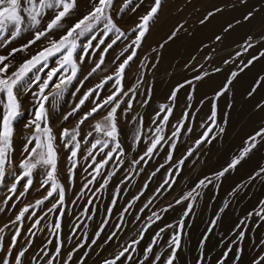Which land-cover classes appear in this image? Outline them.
<instances>
[{
	"label": "rangeland",
	"instance_id": "1",
	"mask_svg": "<svg viewBox=\"0 0 264 264\" xmlns=\"http://www.w3.org/2000/svg\"><path fill=\"white\" fill-rule=\"evenodd\" d=\"M124 3L125 0H117L112 10V18L126 35L103 53L104 62L101 68L87 80L84 79L100 60L101 50L115 39L116 34H110L104 45H100V48L95 47L98 40L103 38L102 25L94 30L97 40L92 41L94 47L88 49L90 55L87 56L86 61L79 64L80 71L73 83L54 105L51 103L46 105L48 125L55 137L53 143L58 155L57 179L65 188L64 205L59 209L61 215L57 216L53 212L45 216L47 209L58 197L50 202L45 201L44 205L35 206V202L47 194V190L40 187L45 178L40 169L34 170L30 177L33 180L32 187L25 193L26 180H22L17 186V195L5 206V197L12 195L8 191L14 182L11 174L23 175L18 165L24 154L17 156L13 153L12 147L15 144V134H13L11 150L8 153L10 157L13 156L11 157L13 164L6 168L7 179L0 183V208L5 209L0 211V227L9 225L0 233L2 238L0 245L7 247L16 230L10 222L15 220L21 209L32 205L29 213L35 215L30 216L26 213L25 218L18 224L20 236L14 253L25 246L29 249L22 258V264H37L33 257L39 256L42 250H47L53 256L55 264H67L69 252L80 243H84L85 247L75 252L71 264H78L81 261L82 264H103L105 259H112L132 240H139V243L134 245V251L129 253L133 257L131 264H137V261L142 264H165L172 252L169 247L170 239L178 232L180 247L176 249L173 264H253L254 260L264 256V218L249 214L259 213L264 209L262 203L264 175L255 179L250 177L264 168V141L258 142L240 165L230 170L220 180L214 179L207 187L197 189L200 195L195 200L182 198L194 188L198 180L213 177L214 173L222 170L234 156L239 155L249 137L264 129V83H258L264 80V56H259L264 52V0H246V3H241V0H162L158 13L149 24L148 32L136 49V57L123 74V89L133 90L128 96L118 97L121 101L117 112L118 140L123 154L121 155L119 150L114 152V159L101 170V175L85 188L87 181L92 179L90 165L93 164V159L87 157L91 147L87 141L97 136L94 131L97 122L106 123L104 116L111 106H107L94 118H89L84 124L79 125L77 139L81 147L75 167L68 160L70 152L61 141V132L65 128H77L84 113L116 91L115 73L118 65L129 54L124 52L121 56V52L135 39L136 34L132 29L140 23V17L149 11L155 0H143L142 4L140 0H133L130 8L139 4L137 10L133 12L126 9L121 13L120 9ZM245 5H247L246 12L241 17L232 19L231 11ZM91 8L92 4L89 0H77L75 13L81 15L71 23L72 18H65L64 28L58 31L63 34ZM217 9L220 11H216ZM248 12L253 13L252 18L244 21L243 17ZM209 13L213 15L209 16ZM48 15L44 26L39 25L40 29L46 27ZM229 24L232 28L225 31ZM177 29L179 31L176 32L174 39L168 40ZM33 31H28L30 33L27 32L26 37L32 38ZM89 35L79 39L80 46L75 54L77 57L81 54L82 46L88 42ZM217 36L221 37L219 41L216 40ZM249 37L252 38L255 46L245 52L243 49ZM54 38L58 39L56 35ZM37 43L39 45L44 43L46 46L48 40L43 38ZM3 44L4 41L0 42V45ZM161 44H163L162 48ZM8 47V44L0 47L2 54L0 56H7ZM237 53L241 55L237 56ZM254 56H259V59L240 71ZM57 58L49 59V67L56 66ZM225 61L229 63L226 64ZM217 68L220 71H215ZM234 71L238 72V75L232 79L229 91L216 100V122L210 133L214 139L211 143H203L197 148L195 142L205 130L201 125L207 121L211 113L213 98ZM204 73L208 75L205 76ZM36 74L44 77V72ZM197 75L203 76V79L195 80L194 77ZM31 76L32 73L29 74V78ZM108 76H113V80L96 89L80 110L65 120L64 116L79 103L84 93L94 89ZM188 81L192 82L191 85L186 83ZM180 85L184 87L180 88L173 103L169 97L173 89ZM253 88L255 91H252ZM189 94L191 99H188ZM4 99H6L5 94L0 93V101ZM146 99L148 102L144 103ZM19 100L24 113L23 121L27 123L32 118L34 97L29 93L20 94ZM128 103L132 105L130 109ZM164 104L174 109L163 133L165 141L158 145L157 150L150 157H145L143 162L133 167L132 161L144 154L151 143L150 138H154L153 120L160 106ZM0 107L2 111V103ZM186 111L190 113L191 118L185 126L192 129L191 133L182 130L180 135L169 140L168 137L174 131L172 126L181 120L182 114ZM15 121L12 124L13 133ZM138 128L141 134L139 140L135 139ZM220 128L224 131L220 132ZM23 129L25 133L20 134L21 139L32 131L25 130V127ZM90 132L93 133V137L88 136ZM100 138H104L102 134ZM257 140L259 141V137ZM22 141L26 142L25 139ZM170 144L176 145L174 151L171 150ZM109 146L112 148L115 145L110 143ZM189 149H194L191 156H187ZM108 150L104 149V152ZM170 151H172L171 161L167 159ZM94 158L95 161L104 158L99 147L94 151ZM182 158L184 163L179 165L178 162ZM69 169H72L71 173ZM112 172H115V175L111 176L106 187L101 188L100 185L104 182L106 174ZM166 180L169 181L167 185L164 184ZM237 186L240 187L237 189ZM234 189L237 191L233 192ZM19 193L25 194L20 196ZM137 196L139 199L134 200ZM113 199L116 200L114 206ZM178 200L181 202L177 203ZM129 204L131 208L122 215V210ZM189 204L192 205L190 210H188ZM226 204L228 207L225 208ZM145 205H148L147 208ZM110 207L112 211L107 213L106 210ZM85 209L90 210V216L83 214ZM141 209L144 210L141 212ZM186 210H188L187 215H185ZM157 216L159 219L156 218ZM37 217L44 218L38 227L32 228ZM149 217L152 219L149 220ZM102 221L107 223L99 238H96V232L101 227ZM213 221L215 224L212 223ZM242 221H246L243 228L245 235L243 239H238L240 231L238 226ZM53 222H59L61 228L55 229ZM181 222L182 228H177L176 226ZM119 225L122 227H116ZM142 228L145 231L141 233ZM113 232L116 235L109 241L108 237ZM92 239H96L95 245L90 243ZM49 240L52 243H47ZM60 242H63V246L59 257H56L55 248ZM149 246H152L153 251L145 259L144 250ZM229 248L231 251H228ZM85 253H87L86 257H84ZM3 255L4 253L0 252V256ZM157 255L161 259L155 262L154 258ZM46 259L41 257L39 264H45ZM117 264H129V261L121 259Z\"/></svg>",
	"mask_w": 264,
	"mask_h": 264
},
{
	"label": "snow or ice",
	"instance_id": "2",
	"mask_svg": "<svg viewBox=\"0 0 264 264\" xmlns=\"http://www.w3.org/2000/svg\"><path fill=\"white\" fill-rule=\"evenodd\" d=\"M117 0H89V3L92 4L91 10L84 15L82 18L78 19L71 27H68L66 31L59 37V39L54 38V33L57 30L64 28L63 21L66 17H68L72 11L77 7V0H0V39L4 40V44L0 45L7 46L8 43H11L12 40L18 38L22 33L33 31V39H31L27 44L23 45L21 48L13 49L8 56H0V93H4L6 99L0 101L3 105V110L0 111V183L4 182L8 176L6 173V168L11 167L13 164V160L10 158L8 153L11 150L12 146V137H13V121L24 115L22 112V105L19 100L20 94L29 93L34 97V109L31 112L32 118L25 123V130L31 129V133L25 136V146L23 149V159H21L18 167L22 170L23 175L19 173H12L13 183L11 187L8 189L9 195L5 197L4 203L5 206L8 205V202L13 199L14 196L17 195V186L20 184L22 180H26L24 184L25 193L32 187L33 180L30 178L33 175L34 170L40 169L44 173V179L41 182V189H46L47 194L37 200L35 202V206H41L45 204V201H52L53 198L58 197L55 203H52L51 207L47 209L45 216L48 213L55 212L57 216H60L61 213L59 209L64 205L65 201V188L57 179V160L58 155L56 148L54 147V139L55 137L52 134V130L48 125V111L46 105L52 104L54 105L57 100L63 97L65 91L68 89L69 85L73 83V80L77 77L80 68L79 64H83L86 61V58L90 53L88 49L93 48L92 41L97 40V36L95 35L94 30L98 29L102 25L101 35L103 38L98 40V43L95 45L96 48H100V45L105 44V40L110 37V34H116L115 39L111 40V43H108L106 47L101 50L100 60L95 64V66L89 71L88 75L85 76V80H87L90 76H92L97 70H99L104 62L103 53H106L109 49L113 47L117 43L118 40L121 39L122 36H125L124 33L113 21L112 18V10L114 8V4ZM133 0H125V3L122 5L120 12H124L126 9H129L133 12L137 10L140 6L137 4L135 7H131ZM140 3H143V0H140ZM162 0H155L154 5H152L149 11L140 17V23H138L132 32H134L135 39L126 46V48L121 52V56L124 55V52H129V54L123 59V61L118 65V69L115 73V84L117 85L116 91H114L111 95H109L106 99H104L101 103H96L88 112L84 113L78 122L77 128L75 129H63L61 132V141L64 143L65 148L70 152L68 156L69 162L76 166V158L78 152L80 151V141H78L77 137L79 135V125L84 124L89 118H94L95 115L99 114L103 111L107 106H111L110 110L107 111L104 116V121L106 123L97 122L94 125V131L97 134L96 137H93V133H88L89 137H93L92 140L87 141L90 143L91 147L87 152V157L93 159V164L90 165L92 167V172L90 175L92 179H89L87 183L84 185L87 188L88 185L92 184L97 176L101 175V170L105 168L109 162L114 159L113 153L116 151H120L121 155L123 151L121 149V144L118 140L119 130L117 126V112L120 108L121 101L118 99L119 96L124 95L128 96L129 92L133 91L129 89L125 91L122 87V79L125 69L130 65V62L136 57V49L141 45L142 39L148 32L149 24L152 22L160 9ZM241 3H246V0H241ZM216 11H220L217 9ZM49 12H53L54 15L47 22L46 27L40 29L39 25L41 24L44 17H46ZM23 13V15H22ZM209 16L213 15V13H209ZM253 13L248 12L244 17V21H248L252 18ZM203 23V21H201ZM240 23V21H237ZM182 27V26H181ZM232 28V25L229 24L228 28L225 31H228ZM179 29L174 30L171 36L168 37V40L174 39L176 36V32ZM90 34V35H89ZM89 35L88 42L82 46L81 54L77 57L76 50L80 46L78 45V41L81 37H85ZM7 37V38H6ZM43 38H47L48 44L42 47L35 55L31 56V58L27 59L20 67L11 73H9L10 64L5 63L9 59V56H13L18 51H24L29 48L31 45L41 41ZM221 39L220 36L216 37V40L219 41ZM255 45L252 43V38L249 37L246 42V46L244 47V51H248V49L253 48ZM163 47V44L160 45ZM241 55V53H237V56ZM259 56H264V52H261ZM259 56H254L250 59L240 71H243L244 68L251 65L255 60L259 59ZM51 57H58L56 60L55 67H49L48 61ZM119 59V57H117ZM79 61V63H78ZM225 63H229V61H225ZM45 69L47 71L45 72ZM35 70V72H33ZM215 71H220L219 68L215 69ZM44 72V77L36 73ZM32 73V76L29 78V74ZM204 75H208V73H204ZM238 75V72H232L231 78L225 82L224 87L215 94L213 98L212 110L207 118V121L201 125L204 128V132L202 136L196 140V147L203 143H211V140L214 137L210 136V133L213 131L216 122L217 110H216V100L219 97L223 96L226 92L229 91V87L232 83V79H234ZM195 80L203 79V76L197 75L194 77ZM113 80V76H108L102 81L100 84H97L94 89H89L88 92H85L84 95L80 98L79 103L75 105L71 112L67 113L64 116V119L67 120L69 116L75 115L85 104V101L92 96L96 89L103 87L108 81ZM191 85V81L186 82ZM258 83H264V80L258 81ZM184 87V85H180L177 88L173 89L169 100L173 103L177 98V93L180 91V88ZM18 90V91H17ZM78 91V89H77ZM252 91H255L253 88ZM252 92L249 93L251 95ZM147 96V92L145 93ZM51 98V99H50ZM188 99H191V94H189ZM147 99L144 103H147ZM131 103H128V108H131ZM127 109H125V112ZM173 107L164 104L160 106L159 111L156 114V118L153 120L154 128V138L151 139L150 145L147 147V150L141 155L138 159L132 161L133 167L140 164L145 160V157H150L154 151L157 150L158 145H160L163 141H165V136L163 135L165 131V127L168 125L169 119L173 114ZM191 118L190 113L187 111L182 114L181 120L178 121L172 127L174 131L171 132L169 140L180 135L181 131L191 133L192 129L186 127L187 121ZM220 132H223L224 129L220 128ZM100 134L102 137L100 138ZM140 131L137 129L135 139H140ZM259 137V141L257 138ZM83 138H81L82 140ZM264 141V129H261L253 136L248 138L246 141V146L240 151L239 155L234 156L231 161L218 173H214L213 177H205L203 179L198 180L195 184L194 188L189 191L186 196H184L183 200H188L191 198L195 200L197 196L200 195V192L197 189L205 188L208 185L213 183V180H220L221 177H224L226 173H229L230 170L235 169L240 163L246 158L249 152H251L257 145L258 142ZM110 143L115 146L110 148ZM99 147V151L103 153V159L99 161H95L94 151ZM176 145L170 144V148L172 151L175 150ZM104 149H109L107 152H104ZM172 151L169 152L167 159L171 161L172 159ZM194 149H189L187 156L193 155ZM184 163V159L178 162L179 165ZM163 167V165H161ZM159 169H157L158 171ZM72 169H69V173H71ZM175 173H173L174 175ZM112 175H115V172L110 174H106L104 178V182L100 185L101 188L107 186L109 179ZM155 175V173H153ZM264 175V168H261L259 172L255 173L253 177L250 179H255L258 176ZM127 179V177L125 178ZM169 181H165L164 184L167 185ZM164 186L162 185V188ZM240 186H237V189ZM237 189H234L233 192H236ZM25 193H19L20 196H23ZM135 199H139V197H134ZM92 201H89L91 203ZM181 201L178 200L177 203ZM116 200L113 199L112 204L115 205ZM151 203V201H149ZM264 203V202H262ZM148 205H145L147 208ZM30 207L32 205L25 206L21 209L18 214L15 216V220L10 222L11 226H15L16 230L13 232L11 236V240L8 243L7 247L4 248L0 245V252H3L4 255L0 256V264H22V258H24L28 252V247H22L19 250H16L14 253V249H16V244L18 243V237L20 236V228L18 226L19 222H21L25 218V214L29 213ZM224 207H228V205H224ZM131 208V204L128 205L127 208L122 210L123 213H126ZM192 208V205H188V210ZM4 208H0V211H4ZM144 209H141V212ZM166 210V209H165ZM188 210H186L185 215L188 214ZM112 208H108L106 210L107 213H111ZM223 211V208L221 209ZM86 215H91L90 210L85 209L84 213ZM257 215L261 218H264V209H262L259 213H250L249 215ZM30 216H34L35 213H29ZM155 215V214H154ZM44 217H37L33 224L32 228H36L41 224V221ZM159 219V216L156 217ZM139 219V217H137ZM152 218L149 217V220ZM107 221L101 222V227L96 232V238H99L101 232L104 230V225ZM215 224V221L212 222ZM246 224V221H242L238 226L240 231L238 232V239H243L245 233L243 228ZM9 225H4V227H0V233L4 231L5 228H8ZM53 227L55 229H60L61 224L59 222H53ZM122 227V225L116 226ZM171 227V226H169ZM177 228H182V222L176 226ZM212 229H209L211 231ZM145 231V229H141V233ZM163 231V229L161 230ZM58 235V233H57ZM116 233L113 232L108 240H112L115 237ZM159 235V234H157ZM141 235V239H142ZM2 239V238H0ZM107 242V241H106ZM47 243H52L51 240L47 241ZM92 245L96 244V239H92L90 242ZM139 240H132L131 243L127 246H124L119 253L114 256L112 259H105L103 264H117V261L121 259L128 260L129 264L133 259L132 256L129 255L130 252L134 251V245L138 244ZM63 246V242L57 244L55 248V256L59 257L61 253V248ZM85 244L80 243L76 246L73 251L69 252L67 257V264H71L73 255L75 252H78L80 248H84ZM169 247L172 249L171 255L165 261V264H173L176 249L180 247V233H176L173 235L169 242ZM153 248L149 246L145 248V259L148 258V254L152 253ZM228 251H231L229 248ZM227 255V251L225 252V256ZM87 256V253L84 254V257ZM41 257H46L45 264H55V260L53 256L47 251L42 250L39 256H34L33 259L37 261V264L41 261ZM161 259L159 255H157L154 260L158 262ZM78 264H82L78 262ZM137 264H142V262L137 261ZM253 264H264V256L257 258L253 261Z\"/></svg>",
	"mask_w": 264,
	"mask_h": 264
},
{
	"label": "crops",
	"instance_id": "3",
	"mask_svg": "<svg viewBox=\"0 0 264 264\" xmlns=\"http://www.w3.org/2000/svg\"><path fill=\"white\" fill-rule=\"evenodd\" d=\"M72 12L73 13H71L68 17H66V18H72V20L70 19L71 21L69 20L70 23L72 21H74V19H76L77 16L81 15V13H79V14H78V12L75 13L76 12V8ZM49 14L50 15H48V18L46 19V21H49L52 18V16L54 15L53 12H49ZM22 15H23V13H22ZM45 18L46 17H44V19L41 22V27H42V25L44 26ZM31 34H32V38L26 37L27 36V32H24L18 38L12 40L11 43H8V45H9L8 48L9 49L7 48L8 49L7 56L9 55V53L13 49L21 48L23 45L27 44L31 39H33V32ZM60 34H62V33L59 32L58 30L55 31V33H54V35H56L58 39L60 37ZM2 41H4V40L0 39V42H2ZM39 44H40V42H39ZM39 44L35 43V44L31 45L29 48H27L24 51L16 52L13 56H9V59L7 61H5V63H9L11 67H16L18 69L20 67V65H22L27 59L31 58V56H33L36 51H39L42 47H44V43H42L41 45H39ZM3 53H4V51H3ZM0 55H2V54H0ZM17 69H12L11 68L9 73H11L13 71H16Z\"/></svg>",
	"mask_w": 264,
	"mask_h": 264
},
{
	"label": "bare ground",
	"instance_id": "4",
	"mask_svg": "<svg viewBox=\"0 0 264 264\" xmlns=\"http://www.w3.org/2000/svg\"><path fill=\"white\" fill-rule=\"evenodd\" d=\"M202 1V0H201ZM227 1V0H226ZM178 3V2H177ZM165 8V7H164ZM169 10V9H168ZM246 10H247V5H245V6H243V7H240V8H236V9H234V10H232L231 11V14L230 13H228V15L230 14V16H231V18L232 19H236V18H239V17H241L242 15H243V13H245L246 12ZM163 12V11H162ZM164 13V12H163ZM225 17H227V16H225ZM232 21V20H231ZM217 25V24H216ZM244 25V24H243ZM210 27H211V25H210ZM213 27V26H212ZM241 27V26H240ZM245 29H246V26L244 25L243 26ZM219 28V27H218ZM235 29V28H234ZM207 30V29H206ZM220 30V29H219ZM217 31V30H216ZM235 31V30H234ZM218 32V31H217ZM232 32V31H231ZM28 33H30V32H28ZM153 33H157L156 31H153ZM203 34V33H202ZM245 34V33H244ZM200 38V37H199ZM196 39V38H195ZM197 40V39H196ZM194 42V41H193ZM230 45V44H229ZM1 108V107H0ZM24 108V107H23ZM3 109V108H2ZM1 111V110H0ZM23 119H24V115H22L21 117H19L18 119H16V121H15V123H14V134H15V144H14V147H12V148H14L13 149V153H15L17 156L18 155H21L22 153H23V146H24V141H22V140H24V139H21V136H20V134L23 132V127H24V122L25 121H23ZM23 133H25V132H23ZM25 135V134H24ZM23 138H25L24 136H23ZM24 144H23V143ZM15 155V156H16ZM11 157H13V156H11ZM10 157V158H11ZM15 158V157H14ZM23 158V157H22ZM7 179V178H6Z\"/></svg>",
	"mask_w": 264,
	"mask_h": 264
}]
</instances>
